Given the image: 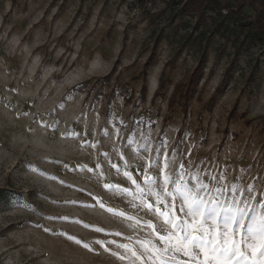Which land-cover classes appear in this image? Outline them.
<instances>
[{"label": "rangeland", "instance_id": "1", "mask_svg": "<svg viewBox=\"0 0 264 264\" xmlns=\"http://www.w3.org/2000/svg\"><path fill=\"white\" fill-rule=\"evenodd\" d=\"M220 1L198 19L166 0H0V191L16 197L0 208V264H129L111 252L139 250L155 219L117 188L134 189L125 172L158 176L162 142L176 150L164 171L264 199V46L240 27L254 12ZM203 61L198 98L170 109Z\"/></svg>", "mask_w": 264, "mask_h": 264}, {"label": "snow or ice", "instance_id": "2", "mask_svg": "<svg viewBox=\"0 0 264 264\" xmlns=\"http://www.w3.org/2000/svg\"><path fill=\"white\" fill-rule=\"evenodd\" d=\"M162 145L151 162L153 169H160L157 177L148 175L146 169L140 184L125 172L134 189L117 188L138 201L133 206L146 210L155 223L149 220L142 226L148 231L135 242L139 250L117 244L122 251L111 255L129 264H264V199L257 203L254 195L236 186L212 185L207 176L186 173L183 164L175 174L164 171L176 163V150L169 154L167 144ZM141 150L149 151L150 145ZM113 214L124 217V213ZM96 243L109 251L104 241Z\"/></svg>", "mask_w": 264, "mask_h": 264}, {"label": "trees", "instance_id": "3", "mask_svg": "<svg viewBox=\"0 0 264 264\" xmlns=\"http://www.w3.org/2000/svg\"><path fill=\"white\" fill-rule=\"evenodd\" d=\"M166 3L167 5H183V12L185 14L194 13L198 17V19L206 18V14L209 12L219 13V15H221L223 8H225L220 0H166ZM228 3L229 4L226 5V8H232V13L236 11L241 12L244 11V9H249L254 12V18L249 21L247 20L243 22L242 24H240V27L241 29L248 31V38L253 44L260 43L264 46V0H228ZM155 46L157 48L158 42L157 44L155 43ZM154 53L157 56L156 51H154ZM204 66L205 63L203 61L202 64L198 66L193 73L186 76V78L183 79L175 87L172 96L169 99L171 105L170 109L178 106L180 109L186 111L189 103L193 101L197 96H199L198 84L203 76ZM234 67H236L235 60H233L232 63L228 64V69L222 77L220 86L217 88L218 94L213 96L208 101L211 107H213L216 103V100L219 97V93L229 85V82L232 79V71ZM146 71L147 70H144V73H146ZM141 77L143 80L144 78L146 80L147 74H142ZM86 86L87 83H84L80 86L75 87L74 90L84 91ZM163 91L166 90L161 84L154 96V99L161 96ZM102 93V90H99V93L97 94V96H95V98L98 99L100 97V94ZM116 93L117 92H115L114 89L111 91V93L108 95V103L111 104V102L114 100V97L116 96ZM146 94L147 91L145 90L143 95L144 98L146 97ZM230 116L235 119L234 121H237L240 118L238 105L233 108ZM262 131H264V128L262 129ZM159 139H161V136L159 137ZM15 198L16 197L13 195V193L8 190L0 191V208H6L12 200H15Z\"/></svg>", "mask_w": 264, "mask_h": 264}]
</instances>
